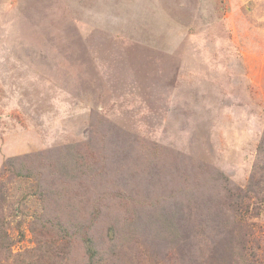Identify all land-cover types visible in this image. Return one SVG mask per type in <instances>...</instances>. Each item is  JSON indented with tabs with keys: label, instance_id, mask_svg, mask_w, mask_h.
I'll use <instances>...</instances> for the list:
<instances>
[{
	"label": "rangeland",
	"instance_id": "obj_1",
	"mask_svg": "<svg viewBox=\"0 0 264 264\" xmlns=\"http://www.w3.org/2000/svg\"><path fill=\"white\" fill-rule=\"evenodd\" d=\"M0 264H264V0H0Z\"/></svg>",
	"mask_w": 264,
	"mask_h": 264
}]
</instances>
